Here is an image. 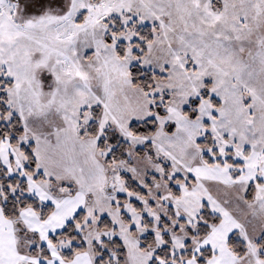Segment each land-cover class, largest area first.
I'll return each mask as SVG.
<instances>
[{
	"label": "snow or ice",
	"instance_id": "6c2138e0",
	"mask_svg": "<svg viewBox=\"0 0 264 264\" xmlns=\"http://www.w3.org/2000/svg\"><path fill=\"white\" fill-rule=\"evenodd\" d=\"M0 264H264V0H0Z\"/></svg>",
	"mask_w": 264,
	"mask_h": 264
}]
</instances>
